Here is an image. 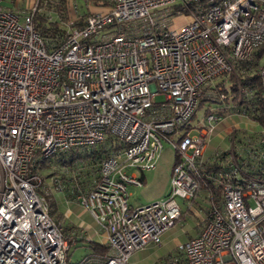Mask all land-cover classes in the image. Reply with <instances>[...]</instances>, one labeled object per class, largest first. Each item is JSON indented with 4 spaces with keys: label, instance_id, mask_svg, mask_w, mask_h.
<instances>
[{
    "label": "built area",
    "instance_id": "obj_1",
    "mask_svg": "<svg viewBox=\"0 0 264 264\" xmlns=\"http://www.w3.org/2000/svg\"><path fill=\"white\" fill-rule=\"evenodd\" d=\"M46 1L0 0V264H68L69 241L47 197L50 186H64L55 174L48 183L37 160L109 136L116 147L94 185L71 191L106 233L108 250L79 264H130L135 251L160 246L183 216L178 197L189 209L200 196L202 172L220 199L202 204L199 233L167 264H264V176L237 160L240 128L229 129L226 148L206 154L225 112L252 118L238 106L252 90L238 81L234 99L228 78L264 45V0H110L108 11L81 25L71 27L70 17L64 40L52 46L34 24ZM181 12L190 20L175 29ZM259 74L264 82V63ZM255 124V132L242 128L250 154L264 142ZM165 141L177 152L171 192L131 205L128 187L156 169ZM220 155L223 167L209 172Z\"/></svg>",
    "mask_w": 264,
    "mask_h": 264
},
{
    "label": "rangeland",
    "instance_id": "obj_2",
    "mask_svg": "<svg viewBox=\"0 0 264 264\" xmlns=\"http://www.w3.org/2000/svg\"><path fill=\"white\" fill-rule=\"evenodd\" d=\"M21 3L24 5L26 2L22 1ZM189 20V15L181 12L174 17L173 28L181 29L189 22ZM207 106L208 103H205L201 106V108L197 112V115L192 120L193 124L198 123V120L203 118L205 114L204 110L207 108ZM211 106L215 107L216 104L212 103ZM228 113L229 112L224 113V116H226L225 121L221 125H219L216 128L215 132L211 135V139L207 148L209 151H211V153L218 146H220L222 149L227 147V145L229 144L228 131L231 127L238 126L240 128V133H242V131H245L242 130V128H247L254 132L261 128L260 126L255 124L258 122L253 118L240 117L239 115L229 116ZM65 158V160L67 161L70 160V156H66ZM176 161L177 152L173 144L169 141H165L164 148L161 152V156L157 163L156 169L146 171L144 173L143 185H131L128 187V191L131 193L129 197V202L131 203V205L138 206L141 204H148L156 200H161L169 195L172 188L171 172ZM54 164L55 166L51 167L52 169H45V176L47 182L53 184L51 180L52 176L54 174L58 175L64 186L63 191H58L52 186H50V189H48V196H53L54 201L57 205H55V207L53 206V217L56 219L58 218L56 217L58 216V214L63 216V211L65 210L63 204L60 201L61 199H59L58 196H76L71 192L72 188L78 186V188H80V190L82 191L80 184L89 179L90 173L88 166L85 165V162L83 161L77 163V167H71L69 163V166L64 165V163ZM51 171L55 173L48 177L47 175L50 174ZM178 201L181 203L185 216H183L181 220L178 221L173 227L169 228L163 233V235L161 236L162 244L160 246L154 243H150L145 247L135 251L134 256L129 259V263L167 264L171 262L172 258L180 255L178 249L179 245L185 242L190 235L194 234L197 231V228L200 227V225H198L199 219L202 215H205L207 209L205 206H202L204 202L200 204L194 201L192 207L188 210L187 205L182 198L178 197ZM207 203L209 205V202ZM75 249L76 248L73 249L74 251H71V257L73 260H76L78 255L84 253L86 250L83 246H79L76 251Z\"/></svg>",
    "mask_w": 264,
    "mask_h": 264
},
{
    "label": "trees",
    "instance_id": "obj_3",
    "mask_svg": "<svg viewBox=\"0 0 264 264\" xmlns=\"http://www.w3.org/2000/svg\"><path fill=\"white\" fill-rule=\"evenodd\" d=\"M69 18V8L66 0H47L46 3H43L41 9L34 15V24L36 30L51 46L54 44L60 45L67 35L69 27L67 22ZM81 24H83L82 20H75L70 26L72 27ZM263 57L264 46H261L254 52V55L249 60H243L241 62L237 71L229 75L228 80L231 84L230 87L234 99L239 98V94H237L238 81L248 89L252 90L251 96L242 95L241 100H238V106L240 109H244L250 117L255 119L264 128V82L259 74L260 66L264 63ZM249 136L254 142H257L259 139V133H253ZM247 137L248 136L245 132L239 135V139L244 145L242 146V155L238 156L237 160L240 162H247L244 172L264 176V166L261 167V164L264 165V158L260 156V151H264V142L258 144L254 152L250 154L249 150L246 148L247 141L245 138ZM115 147L116 145L113 141V137L109 136L103 143L95 147H78L67 152H59L48 159L39 158L37 163L40 164V169L45 174V169L54 167V163H64V165H68L69 163L71 167H77V163H80V161L85 162V165L89 168L90 177L80 185L83 191H89L100 175L101 161L107 157ZM66 156H70L69 161L65 160ZM224 159V155H220V162L218 160L209 162V172L217 174L224 165L221 164V161ZM224 168H227V166ZM54 173L55 172L51 171L47 176L49 177ZM200 178L202 181L201 196L195 201L200 204H202V202L206 204L209 202L207 200H210V198L219 200V190L214 181L211 178H208L203 172ZM75 190L80 191V188L77 186L75 187ZM48 195L50 212L53 216V206L55 207L56 202L54 201L53 196ZM183 216H185L184 212ZM98 245L103 247L99 253L101 255L104 254L108 249V246Z\"/></svg>",
    "mask_w": 264,
    "mask_h": 264
},
{
    "label": "crops",
    "instance_id": "obj_4",
    "mask_svg": "<svg viewBox=\"0 0 264 264\" xmlns=\"http://www.w3.org/2000/svg\"><path fill=\"white\" fill-rule=\"evenodd\" d=\"M66 2L69 8V16L83 22L89 14L106 12L111 6L110 0H66ZM5 4L8 5V2H5ZM73 5L76 6L75 9ZM104 31H110V28ZM206 154L210 155L211 151L207 149ZM58 198L61 199L60 201L65 209L63 216L58 214L56 216L58 218L56 219L62 224L63 231L69 241L68 264H79L85 256L96 257V259L101 258L108 249L101 255L99 252H101L103 247H100L98 244L108 246L107 235L100 228L97 220L88 210L81 206L77 196H58ZM199 231L200 227L189 237L197 235ZM79 246H83L86 250L84 253L78 255L76 260H73L71 251L74 248H76V251ZM133 256L134 253L130 258Z\"/></svg>",
    "mask_w": 264,
    "mask_h": 264
}]
</instances>
